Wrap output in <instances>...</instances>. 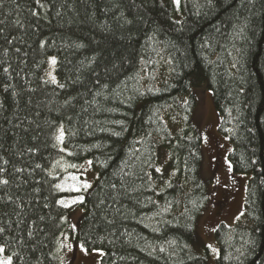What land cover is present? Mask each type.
<instances>
[{
    "label": "trees",
    "instance_id": "16d2710c",
    "mask_svg": "<svg viewBox=\"0 0 264 264\" xmlns=\"http://www.w3.org/2000/svg\"><path fill=\"white\" fill-rule=\"evenodd\" d=\"M50 57L63 88L45 82ZM202 85L233 172L249 177L244 218L215 232V264H264V0H0V247L12 264H60L73 236L62 184L86 161L98 179L77 241L100 264H209L196 234L211 203Z\"/></svg>",
    "mask_w": 264,
    "mask_h": 264
},
{
    "label": "rangeland",
    "instance_id": "374dc122",
    "mask_svg": "<svg viewBox=\"0 0 264 264\" xmlns=\"http://www.w3.org/2000/svg\"><path fill=\"white\" fill-rule=\"evenodd\" d=\"M176 19L180 18L176 17ZM56 68L57 65L53 70L49 60L47 61L46 72L44 73L46 81H48L47 73L49 71H52L57 77ZM193 94L198 101L194 121L204 138L202 148L204 158L203 178L209 184L211 198V203L198 220L196 234L199 240L198 249L208 248L210 251L207 259L208 263L215 264L219 253L215 232L221 224L233 227L244 218L249 177L235 174L232 170L229 162L231 146L228 139L219 132V116L214 106L212 93L206 85H202L193 89ZM97 179L98 173L92 163L89 164L86 161L78 164L75 172L67 175L62 184L66 191L72 193L71 197L63 201L71 204L73 199L89 193L95 188ZM85 182L91 185L87 190L82 187ZM74 188H79L80 191H75ZM223 196H226V202H224ZM219 202H222L221 211L219 210ZM80 204H72L71 207H67L69 209V230L73 233V236L65 235L60 241V264H100L101 262L102 252H88L84 247L86 251L81 250V244L77 241L84 214ZM68 245H71V247L69 248ZM197 252L202 254L198 250ZM5 258L7 256L0 253V259Z\"/></svg>",
    "mask_w": 264,
    "mask_h": 264
},
{
    "label": "snow or ice",
    "instance_id": "6c2138e0",
    "mask_svg": "<svg viewBox=\"0 0 264 264\" xmlns=\"http://www.w3.org/2000/svg\"><path fill=\"white\" fill-rule=\"evenodd\" d=\"M37 2H39V0H37ZM174 2H175L176 4H179V0H174ZM40 46L43 48V47H44V44L41 43ZM49 63H50V65L52 66V68H53V70H54V69H55V66L57 65V59H56V57H50V58H49ZM4 71L7 72V69H5ZM47 76H48V81H45L46 83L50 81L52 84H57V85H58L59 87H61V88L64 87L63 84H60V83L58 82L56 75H54L52 71H49V72L47 73ZM64 136H65V134H64V130H63V127L61 126L60 129H59V135L56 137V140H57L58 142H61V143H62V142L64 141ZM30 151H31V149H30ZM88 163L91 164L92 162H91V161H88ZM37 167H39V165H37ZM73 167H75V165H73ZM0 171H2V169H0ZM17 171H21V170H20V169H17ZM156 171H160V169H156ZM74 179H75V177H74ZM8 183H9V181H8L7 179L0 180V184H4V185H6V184H8ZM55 187H56L57 189H61V185H59V184L55 185ZM82 187H83L85 190H87V189H89V188L91 187V185L85 182V183L82 185ZM74 190H75V191H80L79 188H74ZM83 201H84V197L81 196V197H78V198H76V199H73V200L71 201V204H68V203H66V202L63 201V200H59L58 203L61 204L63 207H71L72 204L83 203ZM3 231H4V230H3L2 228H0V232H3ZM29 235H31V233H29ZM68 247L70 248L71 245H68ZM80 247H81V250L86 251V250L83 248V245H81ZM4 251H5V249H4L3 247H0V253H3ZM0 264H12V259H11V257H7V258H5V259H0Z\"/></svg>",
    "mask_w": 264,
    "mask_h": 264
},
{
    "label": "flooded vegetation",
    "instance_id": "af4514ba",
    "mask_svg": "<svg viewBox=\"0 0 264 264\" xmlns=\"http://www.w3.org/2000/svg\"><path fill=\"white\" fill-rule=\"evenodd\" d=\"M223 200H224V202L227 201L226 196H223ZM221 205H222V202H219V210H220V211H221Z\"/></svg>",
    "mask_w": 264,
    "mask_h": 264
}]
</instances>
